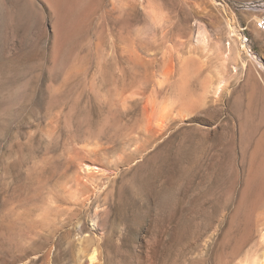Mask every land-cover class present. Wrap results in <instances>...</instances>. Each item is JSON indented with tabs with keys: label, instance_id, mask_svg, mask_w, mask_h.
<instances>
[{
	"label": "rangeland",
	"instance_id": "374dc122",
	"mask_svg": "<svg viewBox=\"0 0 264 264\" xmlns=\"http://www.w3.org/2000/svg\"><path fill=\"white\" fill-rule=\"evenodd\" d=\"M261 13L264 0H0V264H77L81 237L96 264H251Z\"/></svg>",
	"mask_w": 264,
	"mask_h": 264
},
{
	"label": "bare ground",
	"instance_id": "6f19581e",
	"mask_svg": "<svg viewBox=\"0 0 264 264\" xmlns=\"http://www.w3.org/2000/svg\"><path fill=\"white\" fill-rule=\"evenodd\" d=\"M231 36L235 39V41H237V49H236V55L239 58V60L241 61V63L243 65H245L248 62V58L251 59V54L249 52V50L247 49L246 45H245V40H243L240 35L237 33V31L231 26ZM168 78V77H167ZM165 76L162 77V80L167 79ZM167 81V80H166ZM158 83L160 81H157ZM165 82V81H164ZM161 83V82H160ZM159 83V84H160ZM158 85V84H157ZM185 88V87H183ZM182 88V90H183ZM187 89V88H186ZM187 93V92H186ZM190 93V92H189ZM181 95L183 96V94L181 93ZM185 95V94H184ZM192 96V95H191ZM185 97V96H184ZM184 100V99H183ZM182 100V101H183ZM191 100V99H190ZM191 102H189V100L186 98L183 102L184 104V108L185 106L188 107L190 106ZM181 104V105H183ZM182 107V106H181ZM187 109V108H186ZM145 110V109H144ZM152 111H155L154 108H152ZM144 113H146L144 111ZM147 119V118H146ZM149 120V119H148ZM147 121V120H146ZM145 121V122H146ZM164 121V120H163ZM149 122V121H148ZM148 122L146 123L148 125ZM146 128V127H145ZM163 128V127H162ZM84 171H91L92 169L89 167H86V169H83ZM92 172V171H91ZM55 211V209L53 210ZM57 211V210H56ZM94 216V215H93ZM97 216H95L94 218H96ZM48 218V217H45ZM44 218V219H45ZM52 218V217H51ZM94 218L89 219L91 222V227L94 228L96 222H97V218L94 220ZM50 219V218H49ZM47 219V220H49ZM50 221V220H49ZM46 223V222H45ZM89 223V222H88ZM81 223L77 224V228L80 232V236H82L83 231H85L84 226L82 227L80 225ZM97 225V224H96ZM96 227V226H95ZM92 229V228H91ZM264 235V234H263ZM94 242H92V240L90 238H85V237H81L80 240V246L78 249V262L77 264H96L98 263L99 259H100V255L99 252L97 251V247L93 244ZM256 257L253 258L254 260L251 261V264H264V246L262 247V249L260 250V252L258 251V254L256 253L255 255ZM250 264V263H249Z\"/></svg>",
	"mask_w": 264,
	"mask_h": 264
},
{
	"label": "built area",
	"instance_id": "2783aa9c",
	"mask_svg": "<svg viewBox=\"0 0 264 264\" xmlns=\"http://www.w3.org/2000/svg\"><path fill=\"white\" fill-rule=\"evenodd\" d=\"M259 7V6H258ZM246 9L250 10V11H256L257 9V5H248L246 7ZM255 26L256 28L264 33V13H261L257 16L256 20H255Z\"/></svg>",
	"mask_w": 264,
	"mask_h": 264
},
{
	"label": "water",
	"instance_id": "95a60500",
	"mask_svg": "<svg viewBox=\"0 0 264 264\" xmlns=\"http://www.w3.org/2000/svg\"><path fill=\"white\" fill-rule=\"evenodd\" d=\"M134 58L137 59L139 62H142V63H147L144 58H142L140 55L138 54H135L134 55ZM133 96L135 97H139L140 99L139 100H142L144 98V91L142 88H137L133 93H132ZM98 153V152H96Z\"/></svg>",
	"mask_w": 264,
	"mask_h": 264
}]
</instances>
